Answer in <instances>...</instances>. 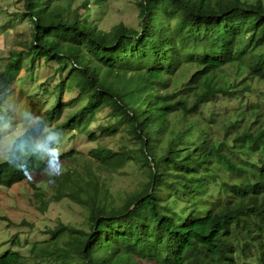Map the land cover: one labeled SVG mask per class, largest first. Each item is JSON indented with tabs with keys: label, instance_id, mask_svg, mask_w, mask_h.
<instances>
[{
	"label": "trees",
	"instance_id": "obj_1",
	"mask_svg": "<svg viewBox=\"0 0 264 264\" xmlns=\"http://www.w3.org/2000/svg\"><path fill=\"white\" fill-rule=\"evenodd\" d=\"M14 1L30 38L0 66V94L24 58L68 71L0 159V185L28 183L41 212L67 197L85 221L58 220L0 264H264V0H136L137 27L108 29L107 0ZM71 87L85 99L45 128ZM102 111L97 135L118 134L116 148L49 160L45 137L84 133ZM129 164L142 177L113 194L106 177ZM44 171L42 189L29 178Z\"/></svg>",
	"mask_w": 264,
	"mask_h": 264
},
{
	"label": "rangeland",
	"instance_id": "obj_2",
	"mask_svg": "<svg viewBox=\"0 0 264 264\" xmlns=\"http://www.w3.org/2000/svg\"><path fill=\"white\" fill-rule=\"evenodd\" d=\"M135 1L107 0L104 10L99 12L98 26L108 29L112 24L122 22L136 28L138 15ZM17 7L18 4L14 0H0V66L9 51L19 48L18 42L22 39L28 41L30 38L28 21L15 17L14 12L12 14ZM56 63L55 60L36 59L28 68L29 59L24 58L20 69L11 73L5 92L0 94V159L7 155L14 137L33 124L37 116L44 114L46 108L53 103L60 81H67L68 67L61 77H58V73L54 72ZM71 88H63L62 99L73 102H65L62 111H57L55 117L47 120L45 128L59 123L71 108L78 106L85 99L83 92ZM217 104L220 108L231 109L234 102L218 99L216 106ZM97 116L98 119L90 124L84 133L71 130L45 137L43 149L49 155V160L61 153H70L67 157L77 153L86 155L90 148L98 144L116 148L119 144L118 134L104 138L97 135L96 123L104 122L107 115L102 111ZM89 132H95L94 140L88 138ZM30 177L29 179L36 180L37 186L44 187L45 171L38 177L35 174ZM141 177L137 167L129 164L106 178L111 192L116 194L121 190L133 188ZM26 191L29 192V186L24 181L10 187L0 185V253L7 249H17L27 255V250L33 242L48 238L42 230L53 226L58 220L83 227L84 209L71 199L63 197L58 201H51L47 209L41 212L30 203ZM52 192L53 188L50 187L46 193L51 196Z\"/></svg>",
	"mask_w": 264,
	"mask_h": 264
}]
</instances>
